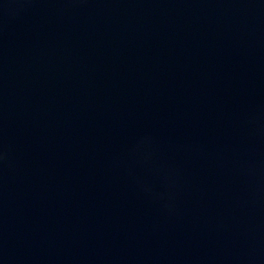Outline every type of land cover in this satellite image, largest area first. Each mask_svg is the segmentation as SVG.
Listing matches in <instances>:
<instances>
[{
    "label": "water",
    "instance_id": "1",
    "mask_svg": "<svg viewBox=\"0 0 264 264\" xmlns=\"http://www.w3.org/2000/svg\"><path fill=\"white\" fill-rule=\"evenodd\" d=\"M0 264H264V0H0Z\"/></svg>",
    "mask_w": 264,
    "mask_h": 264
}]
</instances>
